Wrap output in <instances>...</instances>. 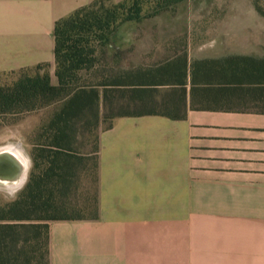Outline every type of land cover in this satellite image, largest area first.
I'll list each match as a JSON object with an SVG mask.
<instances>
[{
  "label": "crops",
  "instance_id": "crops-1",
  "mask_svg": "<svg viewBox=\"0 0 264 264\" xmlns=\"http://www.w3.org/2000/svg\"><path fill=\"white\" fill-rule=\"evenodd\" d=\"M94 1L0 0V74L45 66L57 85L55 24ZM261 2L218 0L240 16L213 24L126 22L97 45L100 79L121 76L98 89L116 90L119 105L128 106L121 112L131 114L117 115L98 135L95 213L49 222L50 264H264ZM213 25L221 42L235 45L211 55L194 28ZM231 27L253 46H237L242 38ZM210 68L235 76L232 96L209 98Z\"/></svg>",
  "mask_w": 264,
  "mask_h": 264
},
{
  "label": "trees",
  "instance_id": "trees-1",
  "mask_svg": "<svg viewBox=\"0 0 264 264\" xmlns=\"http://www.w3.org/2000/svg\"><path fill=\"white\" fill-rule=\"evenodd\" d=\"M182 1L125 0L107 5L106 0H95L55 24L57 85H52L46 72L34 77L25 76L13 87L0 90L2 113L60 104L42 128L45 143L39 144L34 151L37 172L31 175L18 198L0 210V264H50L49 222L90 219L67 215L70 207L73 209L68 199L78 186L76 181L81 178V164L85 160L84 155L78 156L75 151L78 135L88 126L98 129L101 119L131 114L121 112L128 106L119 105L123 96L116 90L98 89L105 83L120 84L121 76L113 71L110 80L100 79L104 72L99 66L104 56L98 52L97 45H104L103 40L115 35L124 23L156 17ZM41 69L46 68L38 66L33 70ZM209 71L204 76L209 98L216 101L221 95L232 96L239 83L235 76L218 75L217 69L213 68ZM197 77L195 74V80ZM219 86L223 88L219 89ZM198 92L201 90L195 89V94ZM116 110L120 113H115ZM111 126L112 121L107 128ZM97 151L98 137L92 154L96 155ZM96 204L94 193L92 214Z\"/></svg>",
  "mask_w": 264,
  "mask_h": 264
},
{
  "label": "rangeland",
  "instance_id": "rangeland-1",
  "mask_svg": "<svg viewBox=\"0 0 264 264\" xmlns=\"http://www.w3.org/2000/svg\"><path fill=\"white\" fill-rule=\"evenodd\" d=\"M107 5L114 4V0H106ZM260 9V10H259ZM258 13L264 17V0L258 6ZM160 16V17H159ZM240 12L237 10H224L220 7L218 0H204L200 3L188 5L184 0L177 6L173 5L171 10L161 13L156 16L161 19H177L182 25H185L188 20L198 22L205 20L207 22H216L221 18L239 17ZM252 18L251 15H247ZM155 18V17H153ZM213 24V23H212ZM146 33H153V27H146ZM185 27H178L179 33H184ZM199 33L206 36V43L202 44V49L209 52L211 55L220 52L224 46H233V43H224L220 39V28L213 26H205L194 28ZM257 30V27L253 28ZM243 29L231 27V35H237L241 39L237 46L252 45L245 43L242 37ZM117 33H122L121 31ZM221 40V41H220ZM264 44V43H263ZM201 46V45H200ZM46 71L29 70L13 74H0V90H5L13 87L25 76L34 77L44 75ZM59 103H53L45 106H38L30 111L14 110L6 113L0 112V150L12 148L18 151L21 156H17L19 160H26L27 167L22 172L20 165L11 163V156L8 152L0 154V172L14 174V178L0 177V210L8 204L15 201L21 194L32 174L37 172L34 161V151L39 144L45 143L46 139L42 138V128L52 118L54 112L58 108ZM110 118H106L100 123L99 128L89 126L83 129V132L78 135V142L75 145V151L78 156H83L81 164V178L76 181L78 184L70 195L68 202L73 209L67 211V215L90 217L93 212V195L95 193V155L93 151L96 145L97 137L102 129H105L110 124ZM7 156V157H6ZM10 156V157H9ZM24 158V159H23ZM22 179V180H21ZM19 185L18 189L17 186ZM76 186V185H75Z\"/></svg>",
  "mask_w": 264,
  "mask_h": 264
},
{
  "label": "bare ground",
  "instance_id": "bare-ground-1",
  "mask_svg": "<svg viewBox=\"0 0 264 264\" xmlns=\"http://www.w3.org/2000/svg\"><path fill=\"white\" fill-rule=\"evenodd\" d=\"M5 152H8L9 154H10V156H11V163H12V165H15V164H18V165H20L21 166V168H22V172L25 170V164H24V161H26V160H19L18 158H17V156L19 157V156H21V158H22V155L18 152V151H16V150H14V149H12V148H7V149H5V150H0V154H2V153H5ZM9 156V157H10ZM7 157V156H6ZM24 159V158H23ZM1 170V169H0ZM0 177L1 178H8V179H10V178H14V174H10V173H7V172H0ZM22 180V179H21Z\"/></svg>",
  "mask_w": 264,
  "mask_h": 264
},
{
  "label": "snow or ice",
  "instance_id": "snow-or-ice-1",
  "mask_svg": "<svg viewBox=\"0 0 264 264\" xmlns=\"http://www.w3.org/2000/svg\"><path fill=\"white\" fill-rule=\"evenodd\" d=\"M25 167H27V161H24Z\"/></svg>",
  "mask_w": 264,
  "mask_h": 264
},
{
  "label": "clouds",
  "instance_id": "clouds-1",
  "mask_svg": "<svg viewBox=\"0 0 264 264\" xmlns=\"http://www.w3.org/2000/svg\"><path fill=\"white\" fill-rule=\"evenodd\" d=\"M19 185L17 186V189H18Z\"/></svg>",
  "mask_w": 264,
  "mask_h": 264
}]
</instances>
